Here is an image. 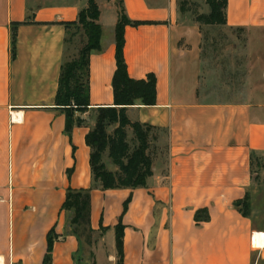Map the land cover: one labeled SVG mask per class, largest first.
<instances>
[{
  "label": "crops",
  "instance_id": "crops-1",
  "mask_svg": "<svg viewBox=\"0 0 264 264\" xmlns=\"http://www.w3.org/2000/svg\"><path fill=\"white\" fill-rule=\"evenodd\" d=\"M121 1L131 21L146 22L124 28L128 74L156 78L155 104L126 108L130 121L155 127L152 175L145 187L92 188L96 235L77 257L79 241L62 203L68 187H92L85 135L94 117L77 112L83 123L67 133L55 95L71 44L84 38L67 24L87 0H0V264H118L120 218L123 264H251L254 248H264V232H253L251 216L235 203L253 179L252 155L264 158V103L199 93L201 25L188 22L178 0ZM96 2L101 37L88 59L89 108L113 104L116 68L118 0ZM224 26L264 27V0H228ZM202 209L207 219L196 220ZM52 229L57 238L45 262Z\"/></svg>",
  "mask_w": 264,
  "mask_h": 264
},
{
  "label": "trees",
  "instance_id": "trees-1",
  "mask_svg": "<svg viewBox=\"0 0 264 264\" xmlns=\"http://www.w3.org/2000/svg\"><path fill=\"white\" fill-rule=\"evenodd\" d=\"M209 8L207 13H196L195 21L200 25H226L228 0H204ZM118 19L115 26V62L111 86L113 104L89 108L88 59L93 50L100 49L101 26L98 23L99 8L96 0H87V5L80 10L76 21L68 23L83 30L84 43L78 52V60L66 61L61 65L59 86L55 95V105L65 115V131L70 133L75 125L83 120L75 119L77 112L91 110L94 124L85 135V143L90 149L89 165L92 174V187H68L62 203V209L70 213L68 226L70 232L79 241L77 257L86 246L93 242L94 229L90 223L92 188L120 189L146 186V179L152 175V157L149 154L150 138L155 127L139 121H130L126 108L140 101L143 105H154L156 100V78L149 73L145 78L134 79L129 76L124 58V28L131 24L137 26L142 21H131L125 14L122 1L118 0ZM180 10L184 11L179 7ZM16 30L11 33L12 53H15ZM132 131L128 137L127 130ZM257 155H252V161ZM263 158V157H262ZM106 160L113 166L110 169ZM264 162V158H263ZM253 164V162H252ZM70 172V170L68 171ZM239 199L238 210L244 216H250L248 201ZM207 219L206 209L196 213V220ZM106 229L101 227V232ZM84 237V239H82ZM124 224L119 219L115 225V244L118 264H123ZM57 235L53 229L47 234V255Z\"/></svg>",
  "mask_w": 264,
  "mask_h": 264
},
{
  "label": "rangeland",
  "instance_id": "rangeland-1",
  "mask_svg": "<svg viewBox=\"0 0 264 264\" xmlns=\"http://www.w3.org/2000/svg\"><path fill=\"white\" fill-rule=\"evenodd\" d=\"M178 4L188 22H195L196 13L209 11L204 0H178ZM201 35L199 93L208 95L211 100L243 101L252 98L254 102L264 103V27L233 29L224 25H201ZM81 38L82 35L74 45L71 44L74 48L66 55V61L78 60L85 37ZM252 162L254 175L244 196L248 201L253 232H264V162L260 156ZM130 201L129 194L122 201L120 217L126 213ZM93 235L94 238L96 234ZM251 264H264V248H254Z\"/></svg>",
  "mask_w": 264,
  "mask_h": 264
},
{
  "label": "water",
  "instance_id": "water-1",
  "mask_svg": "<svg viewBox=\"0 0 264 264\" xmlns=\"http://www.w3.org/2000/svg\"><path fill=\"white\" fill-rule=\"evenodd\" d=\"M236 205H239V201L235 203Z\"/></svg>",
  "mask_w": 264,
  "mask_h": 264
}]
</instances>
